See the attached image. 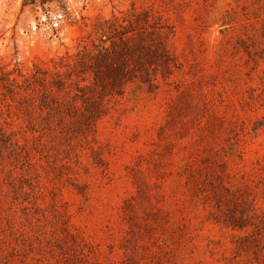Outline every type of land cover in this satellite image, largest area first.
Returning a JSON list of instances; mask_svg holds the SVG:
<instances>
[{"label": "rangeland", "instance_id": "1", "mask_svg": "<svg viewBox=\"0 0 264 264\" xmlns=\"http://www.w3.org/2000/svg\"><path fill=\"white\" fill-rule=\"evenodd\" d=\"M0 264H264V0H0Z\"/></svg>", "mask_w": 264, "mask_h": 264}]
</instances>
